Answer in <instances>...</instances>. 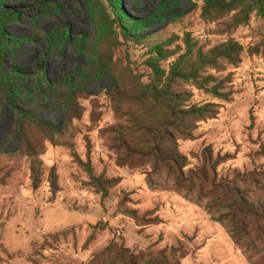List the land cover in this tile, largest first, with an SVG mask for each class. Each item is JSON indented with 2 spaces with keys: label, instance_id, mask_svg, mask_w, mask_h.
I'll return each mask as SVG.
<instances>
[{
  "label": "rangeland",
  "instance_id": "obj_1",
  "mask_svg": "<svg viewBox=\"0 0 264 264\" xmlns=\"http://www.w3.org/2000/svg\"><path fill=\"white\" fill-rule=\"evenodd\" d=\"M40 1L55 4L56 16L38 15L27 1L4 2L19 11V18L5 26L12 43L4 68L32 71L42 63L39 75L21 84L19 107L63 126L66 145L49 143L28 124L20 130L19 113L0 98V264H89L97 254L102 255L99 264H116L114 252L102 254L110 242L141 256L137 264H159L152 259L160 256L169 264H264V220L249 216L239 224L228 217L229 202L212 194L208 181L195 180L186 192L175 187L171 173L152 168L150 161L118 160L112 149L116 143L106 132L160 114L152 99L140 96L139 84L152 83L155 95L161 84L153 82H164L182 56L179 68L185 70L195 66L198 51L235 41L241 48L236 65L220 62L222 70L199 73L225 78V100L191 81H177L185 107L209 103L216 114L192 119L189 135L174 133L171 148L185 157L184 175L202 165L204 148L211 157L228 155L215 166V179L231 181L264 215V181L247 175L264 171V18L251 11L238 23L235 10L202 17V0H114L121 23L145 39L126 43L125 53L115 45L112 57L122 66L98 77L95 62L104 31L98 4L107 9L106 0ZM61 31L68 41L46 53L45 36ZM147 61L160 72L159 81L153 80ZM74 93L79 115L66 119L64 108ZM22 135L34 149H43L35 189L29 159L19 151ZM51 168L54 189L48 183ZM91 177L111 180L105 197ZM220 216L221 223L213 221Z\"/></svg>",
  "mask_w": 264,
  "mask_h": 264
},
{
  "label": "trees",
  "instance_id": "obj_2",
  "mask_svg": "<svg viewBox=\"0 0 264 264\" xmlns=\"http://www.w3.org/2000/svg\"><path fill=\"white\" fill-rule=\"evenodd\" d=\"M5 1L7 0H0V98L9 110L19 113L20 130L23 131L25 125L28 124L37 130L49 143L66 145L63 139V126L58 127L34 116L29 109L23 110L19 107L17 93L21 84L27 79H34L35 75L38 76L42 71V63H38L35 70L32 71L20 70L14 66L5 70L6 55L12 43L5 26L19 18V11L8 6L5 7L3 5ZM23 1L32 3L38 15L44 17L56 16L57 9L55 4L40 0ZM106 3L107 9L103 5L98 4L101 22L104 26L102 47L96 55L95 62V75L98 77L107 75L112 68L122 66L119 61H115L112 57V50L115 45L123 46V53H125L127 51L126 43L137 44L145 39V35L131 33L121 23L118 14L120 8L118 2L106 0ZM202 3L200 13L202 17H207L210 13L219 14L235 10L239 16L238 23L244 22L251 11H256L264 18V0H202ZM66 41H68V38L63 31L61 33L51 32L47 34L45 36L46 53L51 52ZM240 50V46L235 41L228 40L211 47L205 52L198 51L195 56V66H188L185 70L179 68L185 55L182 56L168 70L164 82H153L161 84L157 94L154 95L152 83L139 84L138 93L143 98L152 99L157 104V109L160 111L158 116L154 114L146 118L141 116L139 119H131L128 125L117 124L106 131L112 134V141L116 143V146H112V149L118 153V160L119 158L120 161L136 158L150 161L152 168H163L171 173L174 185L179 190L186 189V192H190L193 181H208L212 194L217 195L220 200L229 202V208L232 212L226 215L231 219H235L239 224L249 216L260 217V220H264V215L253 209V206L246 201L245 197H243L239 189L232 185L231 181L215 179V166L227 159L228 155L211 157L210 150L204 148L200 154L202 165L196 169L188 170L184 175L181 169L184 167L185 157L171 147L174 146V133L184 136L189 135L188 129L192 128V119L194 121L195 118L204 115L213 117L216 114L215 106L209 103L185 107L182 104L186 98L185 92L178 91L175 88L180 83L177 81H191L196 88L213 97L225 100L227 93L223 92V87L225 83H228L225 78L216 80L211 75L201 76L199 73L203 72L204 69H212L216 72L222 70L220 62H225L231 66L236 65L239 62ZM153 53L154 55L159 53L157 45L153 46ZM145 64L150 69L153 80L159 81L161 74L155 64L150 61L145 62ZM108 94L115 97L116 92L111 91ZM74 95L75 93L71 97L69 96L64 108L66 119H75L79 115L76 110ZM42 150L41 145H37V149H34L27 142L25 135H22L19 151L21 156L29 159V180L32 189L37 187L38 166L40 164L37 157ZM260 150L263 154L264 151L261 147ZM209 173H211V177L207 180ZM247 175L252 176L251 178L263 179L264 181V171L254 170ZM245 176L243 175L241 178L244 179ZM91 180L101 198L105 197V185H108L111 180H99L93 177H91ZM48 183L50 188L54 189L55 174L52 168L49 171ZM198 197L200 195L197 196V200ZM213 203H215V199ZM205 208L211 213L212 207L210 205H205ZM130 213L133 214V212ZM234 213H237V216ZM222 217H212V219L221 223ZM111 251L114 252L116 264H137V259L141 257L131 254L126 248L121 246L116 247L114 242H110L102 250V254L110 253ZM101 256L99 254L95 255L89 264H99ZM152 260L157 261L159 264H169L163 256H160V259Z\"/></svg>",
  "mask_w": 264,
  "mask_h": 264
}]
</instances>
